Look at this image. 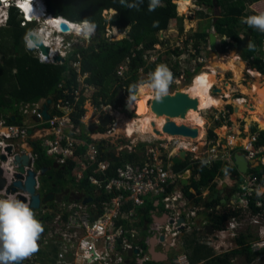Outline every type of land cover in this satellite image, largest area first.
Here are the masks:
<instances>
[{
    "label": "built area",
    "instance_id": "built-area-1",
    "mask_svg": "<svg viewBox=\"0 0 264 264\" xmlns=\"http://www.w3.org/2000/svg\"><path fill=\"white\" fill-rule=\"evenodd\" d=\"M26 1L0 0V30L8 27L11 9L14 6L23 8L22 4ZM33 4H37V2H33ZM24 18H27L29 23L40 24L42 21V19L32 21L27 15H24ZM242 28L246 35L251 27L243 22ZM30 34L31 32L27 36V41L30 40L33 46L28 47L36 52L41 62L54 64L52 60L44 58V55L30 39ZM69 34V32H64L62 27L56 29L54 35L57 36V40L54 36L52 42L56 46L57 43L59 44V50L55 55L67 58L69 52L73 51L77 43L67 42ZM230 41L226 38H223L222 41L223 48L228 49V52L233 48L230 46L232 45V41ZM168 42V38H161L154 49L145 53V65L140 69V82L149 78L153 69L162 64L171 70L173 81L170 85L175 87H179V83L185 80V77L194 75L195 70L201 71L197 76L205 73L212 54L209 42L206 46L198 47L194 42L193 44L188 42L187 53L178 46L177 49H173V46H168ZM224 43H227V46H224ZM175 50H178L177 54L174 52ZM219 58L224 60L225 56ZM80 59L81 57L78 56L77 62H71L72 67L79 74L81 73ZM181 61H184L185 64L191 63V68L178 70L182 65ZM147 68L150 71L145 72ZM128 72L129 65L121 66L118 76L125 78ZM85 77L87 74L79 76L80 89L82 86L95 89L94 86L82 84ZM79 93L80 90H76V94L79 95ZM237 101L247 104V98L244 96H237L234 102ZM42 106L43 104L40 102L20 104L19 109L24 118L22 124L9 123L3 114L0 115V167L3 168L4 177L7 179L4 187L0 188V198H6L9 195L16 197L21 192H7L13 179L17 178L16 164L14 163L17 155H29L31 165L26 166V169L31 168L37 172L36 187L41 188V184H43L41 169L37 165L39 154L35 151L37 141H41L47 155L59 164L67 165L69 160L75 162L73 173L77 177V184L79 186L80 181L86 178L92 189L93 196H90L93 197V200L86 202L85 199L89 195L86 194L85 189L81 191L75 187L71 188L75 197L73 200L61 199L56 209L47 206L39 209L46 212L47 217H49L48 213L54 214V217H59V220L65 224V231L61 235L64 243H59L60 249L56 254L58 255L56 259L60 264H71L76 258H82L84 264H129L132 261L144 264L152 261V256L148 251H150L154 239H156L154 250L168 256L166 262H157L158 264H191L186 254L174 255V258L170 255L179 247L185 246L181 238L182 234H186L189 238L193 232H201L202 229L211 225L207 218L197 222L203 213H206L207 216L208 214L224 213L226 209L241 210L240 215L232 217L227 229L215 230L213 228L214 233L210 235V238L218 242L224 238L228 230H235L236 232H232L231 236L233 245L236 244L235 249L239 248L236 243L240 234L238 218H250L254 224L259 223V219L264 220V174L258 176L251 172L257 167H250L246 174H242L237 170L234 162V155L236 152H240L248 160L259 161L260 165H264V145L258 144L261 132L264 130L256 125L257 130L252 132V126L248 127L243 124V114L235 122L234 110L232 112L226 109L221 110L220 115L214 116V119L221 123L220 129L225 131V135L221 138L214 130L217 138L209 139L208 137V142L207 140L203 142V138L192 139L166 133L164 139L152 136L148 139H141L138 143H127L122 141L124 136L120 134L121 129L118 128L117 123V110L120 108L126 111L124 106L115 109L116 113L111 108L108 109L112 105H102V109L96 107L99 114L97 119L92 121V126L93 124L97 126L86 132L73 121L72 112L74 109L69 101L58 100L56 104L58 112L55 114L52 113V103L49 120H44ZM105 115H109L111 121L108 125L101 126L100 120ZM28 118L31 119V124L27 123ZM84 118L85 115L81 118L82 123ZM166 123L167 121L164 126ZM125 130L124 134L129 136ZM116 139L121 143L115 144ZM223 139L226 140L224 144ZM142 143L145 146L144 158L122 163V153L124 151L135 152ZM102 147H105V157H102ZM8 148H11V151ZM81 148L84 150L81 151ZM181 151L187 152V160L193 165L200 162L211 166L215 161H222L236 169V174L229 171L226 173L225 181L218 179L220 180L218 189H223V185L227 184L223 194L226 204H223L222 199L218 198L220 204L207 209L204 205L196 206L187 199L183 191L184 186L181 184L183 181L190 183L192 169L176 172L173 164V159L179 156ZM222 151L229 152L228 156H223ZM110 152L115 153L119 157V161L111 159ZM2 154L7 156V160L1 159ZM114 162H120V164L116 167L115 175H111L109 171ZM24 175L26 176V173ZM25 176L23 180L26 179ZM258 190L260 195L257 194ZM192 193L196 194V191ZM81 194L82 196L77 198ZM252 198L255 199L254 204L258 209L256 212L251 207ZM149 204H152L153 208L159 207L162 210V217H164L162 222L156 221L154 209H152L149 216L151 220L146 221L144 225L141 224L143 215L141 210ZM182 218L185 220L183 223L180 222ZM170 239L171 242H169ZM167 246L170 248L168 252L166 251ZM75 247L80 250V253L73 257L71 254ZM251 250L253 252L264 250V239L252 242ZM19 264H39L38 257L33 254Z\"/></svg>",
    "mask_w": 264,
    "mask_h": 264
},
{
    "label": "trees",
    "instance_id": "trees-1",
    "mask_svg": "<svg viewBox=\"0 0 264 264\" xmlns=\"http://www.w3.org/2000/svg\"><path fill=\"white\" fill-rule=\"evenodd\" d=\"M179 0H160V3L154 11H149L151 0H46L48 12L56 18L63 17L72 23H80L84 19L96 24L97 36L91 39L86 45L76 44L73 49L72 56L66 58L63 64H46L41 62L40 57L31 50L27 45V36L30 30L29 22L26 21L20 9L14 6L11 9V19L8 27L0 30V54L3 56L0 61V111L7 118L9 123L22 124L23 114L20 112V104L36 103L43 98L51 97L53 99L52 113L58 112L56 104L58 100L63 99L69 101L73 106L72 118L77 125H81V118L87 114L85 103L87 95L91 91L100 90L94 93V101L97 105H112L113 107L124 106L129 101L130 88L139 84L141 80L140 69L144 67V55L147 51L154 49L155 45L160 42L159 33L167 31L173 20L181 18L178 16ZM208 8H213L214 2L217 1L220 14L215 15L212 24L215 32L221 37L231 40L234 43H241L243 38L239 35V27L242 25V17H246L249 5H253L263 0H196ZM129 4H135L137 7L129 8ZM107 11H113L117 14L112 20L105 16ZM255 15L259 13H253ZM112 28L115 36L125 34L129 29L126 37L120 40H113L108 37H100V34ZM210 33H196V37L200 42H208ZM246 37L250 38L252 47L242 52V60L244 62L255 61L253 68L264 75V59H259L257 55L260 49L264 47V32L257 29L249 28ZM227 46V43H224ZM78 56L81 57V73L71 65V62H77ZM129 65V72L125 78L118 76L121 66ZM150 71L149 68L145 72ZM155 69H153V72ZM84 78V83L94 86L95 89L83 87L80 89L81 83L79 76ZM119 77V84L112 90L108 91L104 86L110 77ZM122 89V91H120ZM76 90H80L79 95ZM134 95V91L132 93ZM230 111L233 108L230 106ZM15 116V119H13ZM253 121L259 124L264 130V118L261 116L252 117ZM250 120V119H249ZM247 120L248 122H250ZM219 127L220 122H216ZM103 129V128H101ZM257 130V126H252V132ZM209 139L217 138L214 129L208 132ZM259 145H264V131L261 132ZM105 148V147H104ZM104 148L102 147V157H105ZM145 146L143 143L135 152L124 151L122 153V163L126 161H135L144 158ZM84 148H81L83 151ZM35 151L39 154L37 165L41 167L43 163L51 165L53 159L46 153V149L42 146L41 141H37ZM120 162H114L110 169V174L115 175L116 167ZM75 162L69 160L63 170L52 172L56 177V173L65 177L66 184L75 186L73 173ZM192 169V177L189 185L184 186L183 191L188 200L196 206L204 205L207 209L214 208L220 204L219 199H212L218 193L216 180L225 177L229 171L236 174V169L228 163L215 161L211 166L204 165L200 162L190 164L189 160L174 166L176 172ZM254 174L262 176L264 174V165L251 170ZM70 175L71 181L67 179ZM80 188H84L89 194H92L91 186L85 178L79 183ZM192 189L196 194L192 193ZM202 189H208L213 192L210 198H204L201 193ZM101 198V197H100ZM212 199V200H211ZM255 199H251V207L256 212L258 209L254 204ZM153 209V205L149 204L141 210V224L151 220L149 215ZM206 214V213H203ZM241 214V210L233 211L226 209L224 213L208 214L206 216L209 223L215 230L227 229L229 222L233 216ZM200 232L195 231L191 235L193 238L186 239V245L192 253H189L191 264L197 261L209 259L213 255V250L208 246L202 245L197 241L196 235ZM257 239L251 235L239 234L236 239L238 249L250 255L258 256L264 254V250L260 252H252L251 243ZM191 248V249H190ZM225 261V262H224ZM222 264H233L228 260H223ZM129 264H139L132 261ZM144 264H156L148 261ZM212 264H215L214 262Z\"/></svg>",
    "mask_w": 264,
    "mask_h": 264
},
{
    "label": "rangeland",
    "instance_id": "rangeland-1",
    "mask_svg": "<svg viewBox=\"0 0 264 264\" xmlns=\"http://www.w3.org/2000/svg\"><path fill=\"white\" fill-rule=\"evenodd\" d=\"M42 1H45V0H42ZM34 3H36V2H34ZM176 3L178 4L177 1H176ZM159 4L163 5L165 3L162 2V3H159ZM193 4L195 5L194 6L195 9H192ZM196 5H197V7H196ZM179 7L180 6L178 4V16L181 18V20H179V19L173 20L171 22L170 27L167 30V33L165 34V36L160 37V35H159V39L168 38V40H169L168 46H170V45H171V47L173 46V49H177V46H178V47L181 48V50H184L187 53V51L189 50V48H187L189 44H193V42H194L197 47L202 45L201 43H199L198 38L196 37V32H199V33L201 31L205 32L203 30L202 26H206L207 24H213L214 23V17L217 14L211 15V13H209L210 15L207 16L206 15L207 14L206 10H207L208 7L206 8L205 6L198 4V2L196 0H195V2H194V0H192V5L190 7L189 14H181L179 12ZM8 11H10V10H8ZM115 15H116V12L113 13V11H107L105 13V16L107 18H109V20H112ZM31 27L32 28H37V29L40 28L39 24H37V23H30L29 24V28H31ZM112 28L110 26H108V29H106L105 31H103L100 34V37H108V38H111L113 40L122 39L124 34H120L118 36H115L113 34V32H112ZM97 33H98L97 30H95V33L92 36H90L88 39H84L83 37L78 36V35H76V34L71 32L69 34L70 37L68 38L67 42H70V41L73 42L74 41L77 44L86 46V45H88L91 42V39L93 37L97 36ZM210 33H213V32H210ZM242 35H243V40H244L246 38V35H244V34H242ZM55 40H57V36H55ZM219 40H220L221 43H220V47L218 49V52L216 53V56H217V60L216 61L217 62L221 61L219 56H225V59L223 61L228 62L229 55H231V53L236 55L237 52H236V50H233V49H232L233 50L232 52L231 51L228 52V49L225 50V48H223V46H222L223 38H221L219 36ZM188 42H189V44H187ZM192 47H193V45H192ZM174 52L177 54L178 50H175ZM263 52H264V50H263ZM240 60H242V56H241ZM187 61H190V59H187ZM216 61H214V62H216ZM214 62H212V64ZM181 63H182V65H181V67L178 66V67H180V68H178V70H180L181 68H183L184 70H186L189 67L191 68V63L188 62V63L185 64L184 61H181ZM247 64H250V65H248V67L252 66L251 62L247 63ZM175 66H176V64H175ZM246 68H247V65H246ZM246 68H244L243 71H242V74H244V76H247L246 72H245ZM200 72L201 71L195 70V74L194 75H192L191 77H188V78L185 77V80H183L182 82L179 83V87H175L174 85H172V86L170 85L169 89H168V92L174 93L175 91H177L179 89L187 88L188 86H190L192 84L193 77L197 76ZM204 72H209V71L207 70V71H204ZM233 75L234 74L232 72H227L226 73V77H224L223 80H221V83L219 84V87H221L222 93H219V94L218 93H214V89L212 91L214 96H216V97H218V98H220V99L225 101V104L223 105L221 110L226 109L227 111H229L230 110V106L233 109H235L234 99L237 96L240 95L239 91H235V90H238V88L240 89L241 93L244 94V95H248V93L252 90V88H257V89L264 88V78H262V77L259 78L260 80L256 79V81L254 83H252V85H250V87L251 86L252 87L248 88L247 86H244L242 84V83H244V84L247 85V81L249 80L248 77H244L243 78V76H242L243 79L240 78L238 80H235ZM148 79L149 78H147L146 80H148ZM261 80H263V82H262L263 84H260ZM119 82H120V78L119 77H115V76L114 77H110L108 79L106 85L104 86V88H106L108 91H112L119 84ZM227 83H229L230 85L227 86L226 85ZM82 84H84V79H83ZM228 87H229V89H228ZM214 88H217V87L214 86ZM96 89L97 90H95V91H92V92L90 91L89 94L87 95L88 98L86 100L85 107H86L88 113L86 115L87 116L86 117V121L84 120L85 123L87 122V120L91 119V117L93 115V111H95L94 110L95 107H98V108L102 109V106L101 105L100 106L97 105L95 103V101H94V93L99 91L100 87H97ZM227 94L229 95V97H227ZM153 95H154V98H155L156 95H155L154 92H153ZM249 97L251 98V101L248 104L254 103V104H256V105H258L260 107H264L263 95L258 93L256 95H249ZM152 100L153 99H150V102ZM236 104H237V106H236V110L237 111L234 114V116L237 115V117H239L244 112H247L246 115L244 114L243 124L248 126V127L254 126L256 122L253 121L252 117H257V116L251 115L253 113H251L249 110H246V109H248V107L244 106L245 105L244 102L241 104V101H237ZM110 108L115 113L118 111L117 123H118V128L121 129V133L120 134L122 136H124V138L122 139L123 142L138 143L139 141H141V139H145V138L148 139V137L149 138L152 137L151 134H142L140 132H136L133 136H127L126 134H124V129L125 128L122 127V124H123V121H124V117L132 119V118H135V117H139L141 115H136L135 113L129 114L128 112H126V111H124L123 109H120V108L116 111L115 109H117L118 107H115V106L114 107H112V106L108 107V109H110ZM219 110L213 108L211 110H206V111L203 110V111H201L202 116L206 120L205 134L202 137L203 138V142H206V140H207V142L209 141L208 132H209L210 129H214L215 131L221 130V129H218V126H216V124H215L216 121L214 119V116L220 115L219 114V112H220ZM261 117H263V116H261ZM173 120L176 121L175 118H173ZM247 120H249L250 122H248ZM26 121L29 124L32 123L30 118H28ZM176 122H179V121H176ZM179 123H181V122H179ZM87 125H89V124H87ZM80 126H82V124ZM82 128H83L84 131L88 130V129H86V126H84V125L82 126ZM258 128H260L259 125H258ZM217 134L220 137L221 136L223 137L225 135V131L221 130V133H217ZM37 135H38V133H37ZM114 142H115V144H120L121 143V141L119 142V140H117V139ZM222 142L224 144L226 142V140L223 139ZM208 147H209V145L207 146V148ZM221 154L223 156H228L229 152L222 151ZM66 177H67V179L69 181H71L72 177L69 174ZM222 179H223V181L226 180V178H224V177ZM219 183H220V180H218V182H217V187H218ZM204 194H207V197ZM212 194H213V192L209 191L208 189H202L201 195L204 198H210V197L213 196ZM238 222L240 224V226L238 227V232L240 233V235L241 234L250 233L251 235H253L259 241H261L262 238L264 239V220L259 219V223L254 224V221L252 223L250 218H238ZM232 232H236V231L235 230H228L226 235L224 236V238H221L220 240H218V242H215V240L213 238H206V236L204 234L201 235V238L199 239L200 243L202 241L203 245L208 246V248H210V249H212L214 251L213 255H211L209 259L204 260L201 264H212L213 262L215 264H222V263L225 262V261L223 262V260H228L230 263L232 262L233 264H264V254H261V255H258V256H252V255H250V254H248L246 252H243L241 249L240 250L239 249H235L236 244L233 245V238L231 237L232 236ZM190 238H192L191 234L189 235V239ZM187 251H188L187 247L186 248L185 247H179L177 249V251H174L171 254V256H172V258H174L175 257L174 255L178 256V255H182L184 253L187 255L188 254ZM260 251H256V252H260ZM188 257H189V255H188Z\"/></svg>",
    "mask_w": 264,
    "mask_h": 264
},
{
    "label": "water",
    "instance_id": "water-1",
    "mask_svg": "<svg viewBox=\"0 0 264 264\" xmlns=\"http://www.w3.org/2000/svg\"><path fill=\"white\" fill-rule=\"evenodd\" d=\"M215 5L217 3L215 2ZM217 7V6H216ZM62 30L64 32H70L72 30V26L68 22H63L61 24ZM129 29H127L126 33L124 34V37H126V34L128 33ZM40 31L36 29L31 30L30 39L34 42L35 46L40 50V52L46 56L50 57V54L52 53V48L48 47L45 43V40L41 38ZM123 37V38H124ZM218 34L215 32L211 33L209 36V45L212 54L217 53V41H218ZM250 44V38L246 37L241 43L235 44L233 47V50H236L237 54H242L244 50L248 48ZM73 51L69 52L68 56H72ZM66 58H63L61 56L56 55L52 62L54 64H63L65 63ZM122 91V89H120ZM217 92V91H216ZM53 103V99L51 97L47 98L46 101L43 103V106L41 108L42 115L44 120H49L51 118V105ZM152 109L155 113L161 116H167L169 119L167 120V123L164 126V131L167 134L171 135H179V136H185L192 139H197L199 137V130L196 128H190L186 125H178L176 124L171 118H185L187 116V113L189 110H198L199 109V103L197 99L192 98L189 94L182 92L180 89L175 91L174 93L168 92V95L162 100L157 101V98L155 97L151 101ZM125 110L126 109V106ZM237 110L235 109V112ZM128 112V111H127ZM132 114V112H129ZM1 115V111H0ZM13 119H15V116H13ZM238 117L236 115L234 116L235 122L237 121ZM111 117L109 115H105L101 120L100 124L101 126H106L110 123ZM94 128L97 126L96 124H93ZM9 151H11V148H8ZM110 158L119 161V157L115 155V153L110 152L109 154ZM187 158V152L183 151L179 156H176L173 159L174 165H179L183 163ZM2 160H7V156L5 154L1 155ZM234 162L237 167V170L242 173L246 174L250 167H259V161H250L246 158V156L243 153L236 152L234 155ZM14 163L16 164L15 170L16 172V179H13L12 183L9 185L7 192H17L21 191L16 195V198L19 200L24 201L25 203H28L29 206L32 208L33 211H38L39 209H42L43 206L47 205L48 202L55 199V193L47 190L46 188H43L41 184V188H37V180L36 175L37 172L31 168L26 169V166H30V158L29 155H17L15 157ZM46 169L47 168H41V177L46 175ZM26 173V176L24 175ZM25 176V180H23ZM7 183V179L4 177V170L2 167H0V188L2 189L4 185ZM184 182V184H186ZM227 187V184L225 183L223 185V189H221L213 199H222V203L226 204V200L223 197V194L225 192V188ZM68 192V191H66ZM58 195V200L61 198ZM77 196V198L81 197ZM93 198L88 197L85 199L86 202L91 201ZM185 220L182 218L180 220L181 223H183ZM206 232L208 234H213L214 229L210 225L207 227ZM171 242V239L169 240ZM153 243H156V239L153 240ZM170 250L169 246H167L166 251L168 252ZM152 254V260L154 262H166L168 260L167 254H159L154 249L151 251ZM23 261V260H22ZM22 261H19V263H22Z\"/></svg>",
    "mask_w": 264,
    "mask_h": 264
},
{
    "label": "bare ground",
    "instance_id": "bare-ground-1",
    "mask_svg": "<svg viewBox=\"0 0 264 264\" xmlns=\"http://www.w3.org/2000/svg\"><path fill=\"white\" fill-rule=\"evenodd\" d=\"M33 2H37V4H33ZM178 4L180 6L179 12L181 14H189V10L192 5V0H179ZM25 6L28 10L26 14L28 18L32 21L45 18L46 21H48L49 19H59L61 21V24L63 22H68L70 26L75 24H71L68 20L63 19L61 17L55 18L54 15H48L46 10L47 5L45 1L27 0L22 4L23 10ZM192 8L194 9V5L192 6ZM59 29H61V26ZM55 32L56 29H54L51 25L47 24V28H43L42 32L39 33L41 38L45 40L46 45L52 48V53L50 54V57L44 56V58L48 60H53L55 57V53L58 50L59 44L57 43L56 46L52 42L54 40ZM71 32L76 34L73 28L70 33ZM244 68H246L245 63L239 61V59L233 53H231V55L229 56L228 62L221 60L220 62L216 61L211 64L210 67L207 68L209 72L203 73L202 75L195 77L190 86L185 89H180L182 92H185L189 94L192 98L198 100L199 109L189 110L185 118H175L176 121H179L182 124L174 121L172 118L171 120H173L176 124L186 125L190 128L198 129V138H202L205 134L204 126L206 124V121L202 116L201 111L211 110L213 108L218 110L220 109L219 111H221L223 105L225 104L224 100L213 95V89L214 93H222L219 84L221 83V80L226 77V73L232 72L235 76V80H238L242 78V71ZM252 74L255 79L260 80V77L256 73L252 72ZM214 86L218 87L214 88ZM258 93L263 95L264 98V88H252L248 95H256ZM227 97H229L228 94ZM150 99H154L153 92H143L139 94L135 93V101H130L125 105L127 111L135 113L136 115H141L132 119L126 117L124 118L122 127L126 129L125 131L129 136H133L136 132H141L142 134H152V136L157 137L158 139L166 138V133L164 131V123L169 119V117L156 114L152 109ZM242 103L243 101H241V104ZM141 105H143V107H141ZM244 106L248 107V109L246 110H249L251 113H253L251 115L264 117V107H260L254 103L246 104Z\"/></svg>",
    "mask_w": 264,
    "mask_h": 264
},
{
    "label": "clouds",
    "instance_id": "clouds-1",
    "mask_svg": "<svg viewBox=\"0 0 264 264\" xmlns=\"http://www.w3.org/2000/svg\"><path fill=\"white\" fill-rule=\"evenodd\" d=\"M45 3L47 5L46 1ZM159 3L160 0H151L149 11H154L155 8L159 6ZM128 7H137V5L129 4ZM18 8L20 11H23V16L27 15L23 8ZM46 10L47 14L50 15L48 12V5L46 6ZM25 19L29 22L27 18ZM54 21H59V23H55ZM242 22L246 23L251 28L264 32V12L257 15L242 17ZM47 24L51 25L54 29H59L61 21L59 19H49L46 21V19L43 18L39 24L40 28L34 29L42 32L41 29L45 27L47 28ZM72 28L76 35L88 39L95 33L96 24L90 22L88 19H84L82 22L72 25ZM27 44L29 47L33 46L30 40L27 41ZM249 47H252L251 43L249 44ZM172 81L173 74L171 70L166 65H158L155 71L149 74V79L147 81H141L139 84L133 85L130 88L129 99L135 101V96L132 94L133 91L137 94L154 92L157 101H160L168 95V89ZM86 194L89 195L88 197L93 196V193ZM257 194H261L259 190ZM43 232L44 227L42 223L35 217V213L28 203L17 199L13 195H9L6 198H0V264H18L19 261L29 258L33 254H36L38 257V263L42 264L43 256L40 254V250L43 246L38 244V240ZM57 256L58 255H56L55 258L53 255L48 256L44 264H60L56 259ZM152 262L154 261L152 260ZM155 263L158 264L157 262Z\"/></svg>",
    "mask_w": 264,
    "mask_h": 264
},
{
    "label": "crops",
    "instance_id": "crops-1",
    "mask_svg": "<svg viewBox=\"0 0 264 264\" xmlns=\"http://www.w3.org/2000/svg\"><path fill=\"white\" fill-rule=\"evenodd\" d=\"M194 2H195V0H194ZM216 3H217V1H215ZM215 2H214V10H213V8H207L205 5H203V6H205L206 8H207V10H206V12H207V16H209L210 14L209 13H211V15H213V14H220V10L218 9V5H215ZM198 4H200V5H202L201 3H199L198 2ZM163 5H165V4H163ZM194 5V4H193ZM195 6V5H194ZM217 6V7H216ZM196 7H197V5H196ZM193 9V8H192ZM195 9V8H194ZM217 12V13H216ZM261 12H264V0L262 1V2H259V3H256V4H253V5H249V7H248V10H247V16H251V15H255V14H253V13H261ZM116 14H117V11H116ZM246 16V17H247ZM61 18H63V17H61ZM63 19H65V18H63ZM71 24H72V22H70ZM200 28V27H199ZM202 28H203V30L205 31V32H202L201 31V34L202 33H210V32H214L215 33V30L213 29V27H212V24H207L206 26H202ZM167 33V31H163V32H161V33H159V35H160V37H163V36H165V34ZM196 33H199V32H196ZM211 34V33H210ZM242 34H244V31H243V28H242V25L239 27V35H240V37H243V35ZM124 37V36H123ZM230 41V40H229ZM209 42V41H208ZM208 42H200L201 44H202V46H206V45H208ZM231 42V41H230ZM169 43V42H168ZM220 40H219V37H218V41H217V52H218V48L220 47ZM231 44L232 45H230V46H232V47H234V44L235 43H233V42H231ZM206 48V47H205ZM233 49V48H232ZM263 50H264V47H263V49H260V51H259V54L257 55V57H256V59L257 58H259V59H264V52H263ZM233 50H231V52H232ZM240 55V56H239ZM241 53L240 54H237L236 53V57L239 59V61H242V62H244L243 60H240L241 59ZM230 56V55H229ZM2 55L0 54V61H1V59H2ZM220 57V56H219ZM219 59V58H218ZM217 60V56H216V54H211V59H210V62H209V64H208V66H207V68H209L210 66L209 65H211L212 64V62H214V61H216ZM221 60H223V59H221ZM251 62V61H250ZM250 62H244V63H246L245 65H247V68H246V75L247 76H244V74H243V78L244 77H248L249 78V80L247 81V85L246 84H244V83H242L244 86H247L248 88H250V85H252V83H254L255 81H256V79L253 77V74H252V72H254V73H256L259 77H262V78H264V75H262L260 72H258L256 69H254L253 68V65H255V61H252L251 62V64H252V66L251 67H248V65H250V64H247V63H250ZM208 69H206L205 71H207ZM253 70V71H252ZM244 72V73H245ZM206 73V72H205ZM233 77L235 78V76L233 75ZM242 78V79H243ZM263 82V80H261L260 81V84H263L262 83ZM227 86L228 85H230L229 83H227L226 84ZM218 87V86H217ZM237 87V86H236ZM235 91H239V93H240V95L239 96H244L245 98H247V104L251 101V98L249 97V95H244V94H242L241 93V91H240V89L238 88V90H235ZM49 98V97H48ZM46 99H47V97L46 98H43V99H41L39 102L40 103H44L45 101H46ZM235 103V102H234ZM233 103V104H234ZM235 105V109H236V106H237V104L235 103L234 104ZM98 108V107H97ZM98 109H100V108H98ZM235 109H233L234 110V112H235ZM94 110L95 111H93V115H92V117H91V119H89V120H87V122L85 123V121H86V115L87 114H85V118H84V120H83V123H82V126L84 125V126H86V129H88V130H90V129H94V126H92V121H95L96 119H97V116H98V114H99V112L97 111V109H96V107L94 108ZM86 113H88V112H86ZM236 113V112H235ZM246 113L247 112H244L243 113V115L245 114L246 115ZM1 114H3L2 112H1ZM233 117H234V115H233ZM206 121V120H205ZM90 122V123H89ZM87 124H89V125H87ZM215 124H216V122H215ZM258 123H255V125H257ZM259 125V124H258ZM82 126H81V129H83L82 128ZM88 126V127H87ZM205 126H206V124H205ZM205 126H204V130H205ZM217 126V125H216ZM221 126V125H220ZM220 126L218 127V129H220ZM84 131V130H83ZM84 132H86V130L84 131ZM217 133H221V130H218L217 131ZM222 138V137H221ZM219 150H220V148H218ZM221 151V150H220ZM181 152H183V151H181ZM181 152L179 153V154H181ZM187 159L188 158H186V160L185 161H187ZM184 161V162H185ZM191 177H192V175H191ZM74 181H75V183L76 184H74L75 186H72V185H68V187H70V188H75L76 187V189H78V190H81V191H83V189H80L79 188V186H78V184H77V177H75L74 178ZM218 180H216V182H217ZM82 181H80V183H81ZM184 182H186V181H183V183L181 184L182 186H186V185H189V182L187 181V183L186 184H184ZM184 184V185H183ZM67 186V185H66ZM217 190H218V192L220 191V189H218V187H217ZM68 192H66L65 193V195H70V197H69V199L70 200H73L75 197L74 196H72L73 195V191L71 190V189H68L67 190ZM195 190L194 189H192V192H194ZM209 194V193H208ZM204 195H206V197H207V194H204ZM61 199H63L62 197H61ZM51 207H53V205H51ZM54 207H56V206H54ZM154 209V216H155V218H156V221H158V222H162V220H164L163 218L164 217H162L163 216V212H162V210H160L159 209V207L158 208H156V207H154L153 208ZM150 213H151V211H150ZM150 216V215H149ZM161 216V217H160ZM45 217H47V214L45 213ZM203 218H206V214H203V215H201L200 216V219H203ZM204 220V219H203ZM201 235H202V233H199V235L197 234L196 235V237H197V241L200 243V241H199V239L201 238ZM192 236V238L194 237V235H191ZM188 238V236L186 237V239ZM186 239H184L185 241H186ZM200 244H202L203 245V242L201 241V243ZM187 246V245H186ZM154 243H151V248H150V251H148V253L152 256V254H151V251L154 249ZM59 249H60V247H59V243H54L53 244V246H52V248L50 249V250H48L47 251V253L45 252V250L42 248L41 250H40V254L43 256L42 257V264H44V262H46V258L48 257V256H54V258H55V256H56V254H58V251H59ZM188 249V248H187ZM191 249V248H190ZM188 251H189V249H188ZM188 253V252H187ZM189 253H192V249L189 251ZM185 254V253H184ZM188 255V254H187ZM170 257H171V255H170ZM73 258V257H72ZM76 260H77V262H78V264H84V262H83V259L82 258H76ZM204 260H201V261H197L195 264H200V263H202ZM191 262V261H190Z\"/></svg>",
    "mask_w": 264,
    "mask_h": 264
},
{
    "label": "flooded vegetation",
    "instance_id": "flooded-vegetation-1",
    "mask_svg": "<svg viewBox=\"0 0 264 264\" xmlns=\"http://www.w3.org/2000/svg\"><path fill=\"white\" fill-rule=\"evenodd\" d=\"M134 96H135V92H134ZM130 101L131 100L127 101L125 103V105ZM39 168L40 169L41 168H47L46 169V175L41 177V181H43L42 182L43 188H46L47 190L55 193V199L48 202V204L45 205V207L47 206V207L51 208V205H53V208L56 209L57 207H54V206H58L59 201H60V199L58 200V198H57L58 195H60L59 196L60 198L62 197L63 199L64 198L69 199L70 195L69 194L65 195V193L68 190V188H70V187H68V185L65 183L66 182L65 177H63L57 173H56V177H54V175H52V172H56L58 170H60V172H61V170H63L65 168V165H61L58 162L53 160V163L51 165L43 163L41 165V167H39ZM72 196H74V194ZM34 213H35V217L42 223V225L44 227V232L41 234L40 239L38 240V244H41L43 246V249L45 250V252L47 253V251L50 250L49 248H51L54 243H61V244L64 243L63 238L61 236L63 234V232L65 231V224L63 223V221L59 220V217H54L55 215L51 214V213H48L49 217H45L46 212H43V210H38ZM197 222H200V218L197 219ZM206 230H207V228H205L204 230L202 229L200 233L204 234L206 236V238H210L211 234H208L206 232ZM186 237H187L186 234H182V236H181V238L184 241V244H185L184 247L185 248L187 247L186 242L184 240V239H186ZM79 253H80V250L75 247L71 256L75 257V255L79 254ZM252 256H254V255H252ZM71 264H78V262L76 259H73Z\"/></svg>",
    "mask_w": 264,
    "mask_h": 264
},
{
    "label": "snow or ice",
    "instance_id": "snow-or-ice-1",
    "mask_svg": "<svg viewBox=\"0 0 264 264\" xmlns=\"http://www.w3.org/2000/svg\"><path fill=\"white\" fill-rule=\"evenodd\" d=\"M24 10H25V12L28 11L26 6H25ZM54 22H55V23H59V21H54ZM141 107H143V105H141Z\"/></svg>",
    "mask_w": 264,
    "mask_h": 264
}]
</instances>
